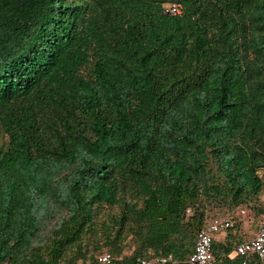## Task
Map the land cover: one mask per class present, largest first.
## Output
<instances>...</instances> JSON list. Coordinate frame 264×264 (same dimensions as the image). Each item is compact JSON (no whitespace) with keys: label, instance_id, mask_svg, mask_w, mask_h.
<instances>
[{"label":"trees","instance_id":"16d2710c","mask_svg":"<svg viewBox=\"0 0 264 264\" xmlns=\"http://www.w3.org/2000/svg\"><path fill=\"white\" fill-rule=\"evenodd\" d=\"M262 197L264 0H0V264H186Z\"/></svg>","mask_w":264,"mask_h":264},{"label":"built area","instance_id":"2783aa9c","mask_svg":"<svg viewBox=\"0 0 264 264\" xmlns=\"http://www.w3.org/2000/svg\"><path fill=\"white\" fill-rule=\"evenodd\" d=\"M170 15H179L182 6L178 2L170 3L164 10ZM191 213L190 208L186 214ZM233 219L226 216H215L207 220L204 226L195 235L194 246L186 264H219L220 256L213 249V239L216 235L224 233L233 228ZM239 236V234H238ZM241 237V236H239ZM238 237L234 243L232 256L249 259H256L264 264V215L259 219L256 230L249 237ZM177 264L170 254L163 255L161 252L152 253L148 258H137L134 263L115 262L109 252H102L95 258L94 264Z\"/></svg>","mask_w":264,"mask_h":264},{"label":"rangeland","instance_id":"374dc122","mask_svg":"<svg viewBox=\"0 0 264 264\" xmlns=\"http://www.w3.org/2000/svg\"><path fill=\"white\" fill-rule=\"evenodd\" d=\"M259 205H261L262 207L264 206V197H262L259 200ZM219 216H225V215L220 214ZM259 218L260 217H257V215H255V212H253L252 210H248L246 208L243 209L238 208L234 210V212L232 213V219L236 227V231L239 234V236L243 238L252 235V233L256 230ZM130 250H131V246L125 249V253L126 254L129 253ZM229 257L232 258L233 256L230 255Z\"/></svg>","mask_w":264,"mask_h":264},{"label":"crops","instance_id":"0c3cea01","mask_svg":"<svg viewBox=\"0 0 264 264\" xmlns=\"http://www.w3.org/2000/svg\"><path fill=\"white\" fill-rule=\"evenodd\" d=\"M221 235H222V233H221V234H218V236H217V235H216V236H217V238H218V237L221 236Z\"/></svg>","mask_w":264,"mask_h":264}]
</instances>
